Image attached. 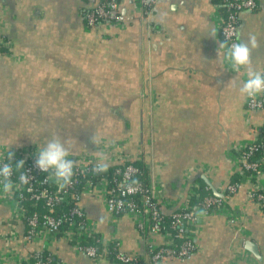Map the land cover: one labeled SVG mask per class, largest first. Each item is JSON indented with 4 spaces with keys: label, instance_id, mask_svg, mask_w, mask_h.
<instances>
[{
    "label": "crops",
    "instance_id": "1",
    "mask_svg": "<svg viewBox=\"0 0 264 264\" xmlns=\"http://www.w3.org/2000/svg\"><path fill=\"white\" fill-rule=\"evenodd\" d=\"M96 1L0 0V33L13 46L12 54L0 52V139L29 144L17 140L21 125L41 132L34 144L56 136L75 153H97L100 141L114 140L132 158L142 157L170 198L184 193L187 182H205L203 176L219 190L236 173L230 149L264 125V109L247 110L239 91L249 67L264 71V0L240 14L238 38L256 41L244 71L224 64L215 0H157L146 21L136 13L123 28L87 32L84 12ZM248 189L242 180L227 198L240 231L223 212L200 217L190 259L152 264L259 261L246 240L264 259V213ZM13 199L0 200V233ZM82 206L119 250L148 259L147 241L158 236L140 234L129 215L113 219L96 195L84 196ZM47 249L61 264H114L92 261L60 236Z\"/></svg>",
    "mask_w": 264,
    "mask_h": 264
},
{
    "label": "built area",
    "instance_id": "2",
    "mask_svg": "<svg viewBox=\"0 0 264 264\" xmlns=\"http://www.w3.org/2000/svg\"><path fill=\"white\" fill-rule=\"evenodd\" d=\"M127 1L97 0L85 9L83 18L86 31L98 33L100 29L107 31L112 28H123L132 21L136 13L146 21L157 2V0H129L127 6ZM221 4L225 6V12L218 16L217 33L219 48L224 55L221 42L230 45L238 39L237 14L240 11H252L257 6V2L256 0H221ZM125 7H129L130 10L125 12ZM1 49H7L8 54L13 53L11 41L4 39L0 33ZM223 60L227 67L236 71L245 70V66L239 69L231 67L224 56ZM245 107L249 111L264 109V92L255 97H246ZM113 146L119 148L111 149ZM38 147L36 144L27 148L10 146V151L14 153L12 162L22 159L24 165L18 174L13 169L10 178L13 185L11 190L5 191L0 185V200H8L9 196L14 198L10 215L3 220L5 230L0 233V264H61L60 261L50 258V251L44 253L45 250L48 251L51 241L58 236L67 240L76 252L83 253L94 262L108 259L110 241L96 231L95 223L87 217L82 206V200L87 195L100 197L113 219L121 215H129L140 234L159 237L157 240L147 241V260L138 253H127L118 249L114 255L115 259L112 260L114 264L115 261L128 264L140 263L139 257L143 258L142 264L156 263L168 257H176L181 261L190 259L198 248L196 221L200 217L223 212L228 224L238 226V219L230 210L226 200L229 192L234 193L238 189L239 185L236 187L234 183L221 185L217 190L220 196L207 195L200 204L191 207L189 199L195 192L194 187L199 186L198 183L187 182L186 177L184 193L180 192V195L170 198L166 195L162 184L151 173L148 175L147 184L133 180L138 168L130 161L142 157L132 158L114 140L109 142L102 140L99 142L97 153L69 152V158L75 161L73 172L75 176L72 177L71 183L60 188L50 172L40 171L35 166L34 153ZM6 148L0 145V159L6 157ZM258 150L262 153L259 158L250 160L249 157ZM229 153L236 172L245 176L244 181L249 183L247 198L256 203L259 211L262 212L264 185H259L257 177L263 173V170H259V166L264 162V137L260 141L254 137L238 143ZM102 161L108 163V168L102 172L96 171V166ZM23 171L29 175L26 184L19 181V175ZM80 176L84 177L83 188L78 192L69 190L80 181ZM19 192L28 194L34 201H43L48 212L41 215L37 212L25 215V208L17 197ZM136 195H138L137 200L134 198ZM62 201L64 203L73 201V204L68 211L53 214L54 208ZM166 219L168 225H165ZM237 228L238 231L241 230ZM95 234H98L95 239L101 245V249L88 241V238ZM176 238H181V241L177 243ZM36 244L39 245L38 248ZM249 264H264V259L259 261L254 259Z\"/></svg>",
    "mask_w": 264,
    "mask_h": 264
},
{
    "label": "clouds",
    "instance_id": "3",
    "mask_svg": "<svg viewBox=\"0 0 264 264\" xmlns=\"http://www.w3.org/2000/svg\"><path fill=\"white\" fill-rule=\"evenodd\" d=\"M212 35L210 31L208 33ZM255 37L247 36L246 39L238 38L230 45L221 42L224 48V58L229 62L231 67L239 69L241 66H249L252 63V48L255 46ZM240 93L246 97H255L257 94L264 92V71L248 68L247 76L243 80L239 89ZM14 153L10 151V145L6 148V157L0 159V185L5 191L12 188L10 178L13 175V169L23 168L24 161L22 159L12 162ZM35 166L44 172H50L55 182L60 188L71 183L74 171L75 161L69 158V148L65 143L56 136L46 138L45 142L36 148ZM106 161L100 162L96 166V171H105L108 168ZM29 175L25 171L19 175L21 183H28Z\"/></svg>",
    "mask_w": 264,
    "mask_h": 264
},
{
    "label": "trees",
    "instance_id": "4",
    "mask_svg": "<svg viewBox=\"0 0 264 264\" xmlns=\"http://www.w3.org/2000/svg\"><path fill=\"white\" fill-rule=\"evenodd\" d=\"M215 3L217 4V6L224 13L225 12V6L221 4V0H215ZM242 12L243 11H240L237 14L238 22L240 21V14ZM3 38L5 39V37H3ZM0 52L8 54L7 49H1ZM263 137H264V125H262L260 128H258L256 139L260 141V139L263 138ZM261 154H262L261 150H258L254 154H252L249 158H250V160H256V159L259 158V156ZM130 162H132L138 168V173L133 176V180L134 181L140 180L144 184H147L149 182L148 181V175L150 173V170L147 167V165L144 163V161L142 159H135V160H132ZM21 169L22 168H20V169L14 168L15 173L18 174L21 171ZM259 170H264V162L260 163ZM245 172H247V171H245ZM74 176L75 175L73 174V177ZM114 176L118 177V175H115V174H114ZM244 178H245V176L239 175L236 172V173H234L232 175V177L229 180V182L230 183H234L236 185V187H237V185H239L240 182L242 180H244ZM79 180L80 181L78 183H76L74 185V187L70 188L69 190H74L76 192L80 191L83 188L84 177L80 176ZM200 181L201 182L199 183V186L196 187V188L194 187V191L195 192L190 196L189 205L191 207L192 206H197L198 204H200L205 196L213 195V192L211 191L210 187L207 184H205V182H203L202 180H200ZM56 187H57V185H56ZM51 188L54 189L55 187L51 186ZM232 193L229 192L227 196H229ZM17 197L20 200L21 205L25 208V215H31L33 212H37L39 215H41L43 213H47L48 212V208L44 205L43 201H34L33 199L29 198L28 194L23 193V192H19ZM134 198H136V200H137L138 199V195L134 196ZM255 201H257V200L255 199ZM72 204H73V201H71L70 203H64L63 201L60 202L54 208L53 214H62L64 212L68 211L69 207ZM261 209H262V212L264 213V206H262ZM165 225H168V220L167 219L165 221ZM97 235L98 234H95L92 237H89L88 241H89V243L95 244L98 249H101V245L95 239L97 237ZM176 241H177V243H179L181 241V238H176ZM118 249H119V247L117 246V244L114 241H110L109 244H108L107 258L109 260H111V261L114 260L115 259L114 255L118 251ZM44 253L47 254V253H49V251L45 250ZM50 258L52 260H54V261H57L56 258H54V256L52 254H50ZM139 258H140V263H136V264H142L143 258L142 257H139ZM115 264H128V263H120L119 261H115Z\"/></svg>",
    "mask_w": 264,
    "mask_h": 264
},
{
    "label": "rangeland",
    "instance_id": "5",
    "mask_svg": "<svg viewBox=\"0 0 264 264\" xmlns=\"http://www.w3.org/2000/svg\"><path fill=\"white\" fill-rule=\"evenodd\" d=\"M12 124H14V123H6V127H8L9 128V126L10 125H12ZM13 126V125H12ZM20 127H22L21 125H19L18 126V128L16 127V128H14L16 131H17V129H18V133H16V135L18 136V138L19 139H17V140H20V141H29V144H25V143H21L20 144V146H22V147H28V146H30V145H33L34 143H33V141H35V140H38V137L41 135V132L39 133L38 131H37V129H36V131L35 132H32L31 130H29V129H26L25 127H23V128H20ZM3 130H6V129H3ZM16 131H14V130H12V131H10L8 134L11 136V133L13 132V134H15V132ZM21 132V133H20ZM3 133H5V132H3ZM31 134V135H30ZM40 134V135H39ZM38 136V137H37ZM16 141V140H15ZM6 144V145H2V144ZM9 143H7L6 142V140L5 139H0V145H2V146H5V147H7V146H9L8 145ZM36 145L37 146H39L37 143H36ZM11 146V145H10ZM14 146H19V145H14Z\"/></svg>",
    "mask_w": 264,
    "mask_h": 264
},
{
    "label": "water",
    "instance_id": "6",
    "mask_svg": "<svg viewBox=\"0 0 264 264\" xmlns=\"http://www.w3.org/2000/svg\"><path fill=\"white\" fill-rule=\"evenodd\" d=\"M203 179L208 184L213 194L217 196L221 195L220 193L217 192L216 188L210 183V181L205 176H203ZM244 244H245L246 249H249L257 257V259L262 260V257L260 256L258 252L257 246L255 245L253 241L246 240Z\"/></svg>",
    "mask_w": 264,
    "mask_h": 264
}]
</instances>
